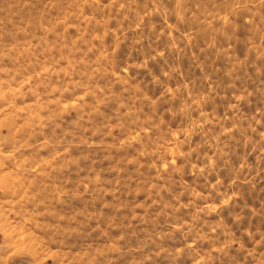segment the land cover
<instances>
[{
  "label": "rangeland",
  "instance_id": "1",
  "mask_svg": "<svg viewBox=\"0 0 264 264\" xmlns=\"http://www.w3.org/2000/svg\"><path fill=\"white\" fill-rule=\"evenodd\" d=\"M0 264H264V0H0Z\"/></svg>",
  "mask_w": 264,
  "mask_h": 264
}]
</instances>
